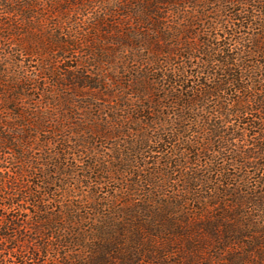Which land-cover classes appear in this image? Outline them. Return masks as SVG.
<instances>
[{
    "label": "trees",
    "instance_id": "16d2710c",
    "mask_svg": "<svg viewBox=\"0 0 264 264\" xmlns=\"http://www.w3.org/2000/svg\"><path fill=\"white\" fill-rule=\"evenodd\" d=\"M51 2L60 20L68 8L81 14V9H91L94 4L104 6L91 18L89 29L79 27L63 35L42 30L47 19L39 0H0L1 17H23L21 25L0 20V31L7 26L5 39L15 40L19 51L29 56L41 58L64 55L68 48L75 52L84 49L93 62L86 65V69H95L93 77L76 70L62 74L61 80L53 74L52 84L72 91L73 96L87 91L91 99L120 100L135 127L120 120L109 129L101 119L99 122L105 124L98 123L93 131L77 128L76 141H83L84 147L89 139L104 143L123 136L130 139L134 133L135 142L126 141L112 157L111 166L102 167L97 161V169L89 166L94 182L105 181V176L116 180L118 195L102 201L92 192L84 213L70 205L62 208V202L56 211L52 204L57 201L48 197L59 190L50 189L63 177H70L58 172L59 163L55 162V175L61 178L49 181L48 174L43 179L48 187L44 195L23 191L27 176L33 177L39 169L37 162L25 156L31 147L26 146L33 140L29 129L44 130L48 117L26 121L29 115L20 111L21 100L28 98L21 94L25 89L0 93V103L6 106L2 109L15 112L14 123L3 125L9 131L0 136V150H9L20 166L7 171L0 168V264H15L10 258L16 264H264V0H47V4ZM163 5L171 6L177 20L186 24H178L176 34L166 32L160 23ZM116 17L117 26L132 29L113 30L116 21L109 19ZM202 18H206L201 22L210 32L217 26L223 28L226 22L233 30L224 28L222 34L241 44L243 50L234 54L231 41L220 45L216 36L211 38L207 33L205 38V33L192 31ZM246 28L255 33L246 40H236L237 31ZM102 44L115 45L117 50L107 51ZM142 46L152 53L137 54L133 59L145 65V71L117 65L116 52ZM186 56L199 59V70L211 77L197 90L184 86V63L174 72L165 69L172 62L185 61ZM2 78L1 73L0 86ZM176 84L183 85L178 92ZM115 114L109 120L116 123ZM190 114L198 118L188 125ZM59 116L54 122L59 126L55 137L70 119L67 112ZM191 134H196V139L189 140ZM149 144L165 148L167 156L146 162L142 153ZM225 153L230 155L226 161L240 170L238 175L215 167L216 156ZM202 157L206 159L203 172H184ZM175 172L181 189L169 197L167 184ZM213 176L223 181L213 184ZM222 185L227 189L220 188ZM198 187L211 195H196ZM140 194L139 200L134 198ZM188 195L197 205L193 211ZM24 204L31 207L26 223L10 214L15 205L22 208ZM23 230L28 235L24 236ZM11 243L15 246L9 248Z\"/></svg>",
    "mask_w": 264,
    "mask_h": 264
},
{
    "label": "rangeland",
    "instance_id": "374dc122",
    "mask_svg": "<svg viewBox=\"0 0 264 264\" xmlns=\"http://www.w3.org/2000/svg\"><path fill=\"white\" fill-rule=\"evenodd\" d=\"M39 2L43 6V15L45 16L44 19H47V21L44 20L43 22L42 30L52 34L60 32V34L63 35H66L68 32L74 33L75 30H79V27L82 29H89L91 25H87L90 23L91 18H93L94 15L101 13L104 6L103 3L94 4L91 6V9H81V14H75V8H68V11L64 13L62 16L63 18L60 20L55 17L56 10H54V2H51V5L47 4V0H39ZM160 9L161 16L163 17L160 23L163 24L166 32L176 34L177 32H175V30L179 27L178 24L183 26L186 25L184 22L178 21L173 15L174 10L171 6L163 5ZM3 12L4 10L0 9V20L4 21L3 23H15L16 25L22 24L21 22L23 21V17L19 16L5 19L4 17H1ZM188 13H192V10H189ZM109 20L116 21L115 24L112 25L113 30L122 31L132 29V27L129 26H125L124 28L122 26H117L119 23L118 17ZM205 20L206 18H202L201 20L197 21L192 31H195L197 34L205 33V38L208 36L207 33H210L211 38L216 36L217 41L215 42L220 45H222L225 40L231 41V48L234 54L240 53V51L243 50L241 44L231 39L229 35L222 34V30L224 28L229 32L233 30L229 28V25L226 24V22L223 23V28H219V26H217L216 31L210 32V29L202 24V22H205ZM83 23L84 27L81 25ZM235 24H238L237 21H235ZM55 27L60 29H55ZM5 30L7 31V26H5L3 31H0V74L2 73L3 75L0 93L6 95V92L10 91L12 88L14 90H19L20 88L25 89V93L22 91L23 93L21 92V94H25V96L28 98L24 97L21 100L20 103L23 106L21 107L20 111L29 115L28 118L30 119H26V121L29 120V122L32 123L36 119L45 120V117H48L49 120L47 121V128L44 130L38 129L36 131L33 128L29 129L33 140L28 142L26 147H31L26 150L25 156H27L28 159L31 158L33 162H37V164H39L37 165L39 169L37 172H35L33 177L27 176V179L24 181V185L26 187L23 189V191L28 192L30 189V191L33 190L39 192L41 195H44L48 187L44 185L43 179H47L48 174L50 175V178H48L49 181L52 179L55 180L57 178H61L60 176L57 177V175H55L57 169L54 165L56 162V164H60V168L58 169L59 173L70 174V177H63L61 182H56L55 186L50 189H55L57 191L59 190L58 192L54 193V195L48 197V199L51 198L57 201V203L52 204V206L56 208V211L61 209L59 207V202H62V208H64V206L70 205L72 208L78 209L77 212L81 211V213H84L89 207L88 202L91 200L90 197L92 196V192H96L98 200H111L116 196V194L118 195L117 190L120 188L119 184L116 180H109V177L106 176L104 177L105 181H101L100 183L97 181L94 182L92 178V171L89 170V166L97 169L99 165L95 164V161L102 163V167L111 166L112 157L116 156L117 152L124 147L126 141L135 142L134 133L129 135L131 136L130 139H127L125 136H119V139H109L104 143L95 138L92 140L89 139V143L84 142V147L81 146L83 141L77 142L76 140L78 137L75 135L76 132L79 131L77 128H91V131H93L97 129L98 123H100V125H104L105 122H99L101 119L107 122L108 126L106 128L109 129H113L120 120H123L127 126L133 128L135 127V124H131L129 121L131 113L127 115L128 111H125L126 106H124L120 100L115 101V99H111L109 97H101L98 100L91 99V94L87 91H81L76 93L78 95L73 96L72 91L64 90L65 88H60L56 84H52L54 81L53 74H56V78L59 79L62 74H73L76 70L83 74V76L85 75L87 77H93L92 75L95 74V69H86V65H88V63L93 64V62L91 59L89 60V56H87V53H85L86 51H84V49L80 50L79 48L78 51L75 52L74 49L68 48L65 49L66 53L64 55H61V53H56L48 57L42 56L41 58L38 56H29L19 51V47L17 46L18 44L15 40L5 39ZM103 30H107V27ZM138 30L142 29L139 28ZM253 33H255V31L252 29H240L237 31L235 39L246 40L250 38ZM172 34H169L168 37H171ZM156 40L158 39L156 38ZM173 40L175 43L176 40ZM26 44L27 43L23 42V45L26 46ZM101 46H104L107 51L112 49L117 50L115 45L111 46L102 44ZM144 48L145 47L142 46L135 50H119L114 54V60H116L117 65L126 67V70H143L145 65L141 66L137 63L136 59H133V57L137 54L149 56L152 53L150 49ZM193 55L197 56V54ZM185 58V61L178 60L172 62L170 65L166 66L165 69H167V72H174L184 63L187 67L186 81L184 86H188V90L190 91L192 89H199L200 86H202V83L204 84L210 82L211 77L208 78L207 75L202 74V71L199 70V67L201 66V61L199 59L189 58V56H186ZM87 59L89 60L88 62H86ZM50 64L52 65L51 67H49ZM104 68L107 69V67ZM145 70L146 69L143 71ZM208 70L212 72V67L210 66ZM120 73H122V71H120ZM153 73L157 74L158 72L155 73V71H153ZM182 86L183 85L181 84H176L174 88L175 90L177 89L176 91L178 92ZM44 94H47L46 97ZM227 102H230L231 104V101ZM4 104L1 105L0 103V136H7L9 131L8 129H5L3 125L12 124L15 121V112L11 113L9 111H4V109H2ZM4 108H6V106H4ZM64 112H67L70 115L68 125L61 134L55 137V130L59 129V126L54 124V122H56V119L60 117L59 115ZM115 112L116 114L114 117L117 118L116 123L109 120V118ZM197 118H195L193 114H190L189 121L187 122L188 125H191L193 121L195 122ZM81 134L83 137L87 136L86 134ZM191 135L192 136H190L189 140L196 139V134ZM165 152V148L161 150V148L157 149L156 145L149 144V148L143 150L142 158H144L146 162L149 163L153 161L157 162L160 160V158H163V156H167L165 155ZM13 158L14 156H12L9 150H0V168L4 167L2 170L6 169V171L9 169L17 170V168H20L19 164L13 161ZM226 158H230V155L227 153L216 156L215 167L218 170L225 167V170L227 169V172L230 175H238L240 170L236 166H231L230 163L226 161ZM198 161L199 162L197 164L190 167V170L184 169V172L187 174H189L191 170H193V173L200 174L203 172L205 166L204 162H206V159L202 157ZM46 162L51 165L46 166ZM25 166L24 169L28 170V166ZM176 170L177 169H175V171ZM178 177L179 174L175 172V174L171 176L172 180L170 179L167 184L168 189L166 193L169 194V197H172L174 194H176L177 190L181 189V184L177 183ZM219 181H223V179H220L219 177L215 178L213 176V184H216ZM232 182L234 183V181ZM250 182L252 184L256 183L254 179H251ZM220 188L225 189L226 185H222ZM209 192L210 191H206L199 187L195 190L196 195L203 197H207ZM142 196L143 195L140 194L134 198H138L139 200ZM182 196L184 195L182 194L181 197ZM45 197H47V195ZM186 198L188 199V202L190 201V210L193 211L194 207L197 208V205L194 203V200H192L191 196L188 195ZM225 199L228 201L230 200L228 197H225ZM0 204H3V201H0ZM26 208L27 210L25 211ZM30 208L31 207L27 204H24L22 208L15 205L13 208H11L13 210L10 214L20 216V220L23 223H26L30 214ZM197 212L198 211L196 210L194 213ZM22 232L24 233V236L28 235L27 230H23ZM13 246H15L13 243L9 244V248ZM10 260L16 264V260L13 258H10ZM36 263L37 262H34L32 264Z\"/></svg>",
    "mask_w": 264,
    "mask_h": 264
}]
</instances>
